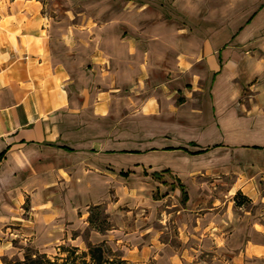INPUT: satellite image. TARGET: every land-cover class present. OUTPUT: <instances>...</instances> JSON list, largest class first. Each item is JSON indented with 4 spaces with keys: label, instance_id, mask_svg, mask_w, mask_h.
Here are the masks:
<instances>
[{
    "label": "crops",
    "instance_id": "crops-1",
    "mask_svg": "<svg viewBox=\"0 0 264 264\" xmlns=\"http://www.w3.org/2000/svg\"><path fill=\"white\" fill-rule=\"evenodd\" d=\"M199 3L201 25L175 28L165 50L155 36L150 53L116 32L121 18L99 26L88 12L54 17L39 0H0V231L29 199L98 205L116 188L153 201L163 172L206 218L225 203L211 193L226 197L220 184L264 207V0L189 5ZM177 211L184 242L209 235V219L190 226L188 208ZM250 219L245 249L258 260L264 222Z\"/></svg>",
    "mask_w": 264,
    "mask_h": 264
},
{
    "label": "rangeland",
    "instance_id": "rangeland-1",
    "mask_svg": "<svg viewBox=\"0 0 264 264\" xmlns=\"http://www.w3.org/2000/svg\"><path fill=\"white\" fill-rule=\"evenodd\" d=\"M39 1L48 5L47 12L54 17L67 10L88 12L97 18L99 26L111 17L121 18L116 24V32L146 52L155 51V36L159 34L163 39H157L156 48L165 50L175 41V28L200 26L201 11L205 10L200 3L195 7L189 5L190 0H184L186 5L180 8L174 5V0H88L81 1L82 4L77 0ZM123 2L129 5H123ZM187 9L188 15L199 17V20L187 16ZM157 175L159 178L153 181L159 187L153 186V201L150 202L140 195L118 194L116 188L109 192L107 202L98 205L86 200L77 201V198L69 204L66 199L49 200L50 205L47 199L26 200L19 212L17 226L0 231V251L3 253L0 264L3 257L22 259L28 247L52 260L65 258L67 251L75 249L77 264H94L87 254L90 247L98 246L104 251V264H173L172 259L182 258V255L183 264H239V259L240 264H264V257L249 260L250 250L245 249L249 233L243 230L249 225L250 218L257 216L264 222L261 216L264 207L253 206L248 201L243 202L241 210L236 208L232 203L234 199L227 196L231 184H220L226 188V197L218 194L214 187L211 193L225 203L206 218L205 214L209 212L200 210L201 205L187 206L189 195L185 185L170 172ZM135 184L130 187H137ZM117 186L120 185L115 184ZM63 193L59 197H63ZM185 195L187 201H184ZM182 208H188L190 226L198 218L200 221L209 219L205 223L211 228L209 235H198L196 242H184L179 226L185 219L177 213ZM143 248L147 253H143Z\"/></svg>",
    "mask_w": 264,
    "mask_h": 264
},
{
    "label": "trees",
    "instance_id": "trees-1",
    "mask_svg": "<svg viewBox=\"0 0 264 264\" xmlns=\"http://www.w3.org/2000/svg\"><path fill=\"white\" fill-rule=\"evenodd\" d=\"M154 178H159L157 174L153 175ZM184 191L185 188L182 187ZM235 202L237 205H241L243 202H248V199L244 198L240 193L236 194ZM188 197L185 195L184 201H187ZM242 201V202H241ZM67 257L65 258H56L55 260L50 259L46 254H43L37 250H34L30 247L25 249L23 258H2V264H77V250L72 249L67 251ZM94 264H104V251L102 247H90L87 254Z\"/></svg>",
    "mask_w": 264,
    "mask_h": 264
}]
</instances>
